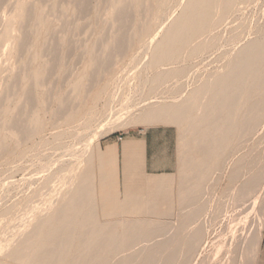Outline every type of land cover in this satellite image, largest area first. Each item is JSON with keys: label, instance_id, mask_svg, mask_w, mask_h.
<instances>
[{"label": "bare ground", "instance_id": "obj_1", "mask_svg": "<svg viewBox=\"0 0 264 264\" xmlns=\"http://www.w3.org/2000/svg\"><path fill=\"white\" fill-rule=\"evenodd\" d=\"M79 1L81 3L83 0ZM134 1L113 0L109 13H116L117 17L112 18V28L120 29L124 25L123 22L126 20L127 8ZM250 1L150 0L149 2V0H146L144 19L135 25V28L140 32L131 35L130 39L132 41L128 45V48L129 46L132 47L135 43L134 41L138 40V50L129 57L126 66L104 77L103 74L107 72L108 66L119 62L116 55L118 52L122 54L123 47L120 50L118 47L124 46L125 48L127 40L122 45L125 35L123 37L120 35V37L115 32H106V34L95 38L96 41L98 40L97 43L102 41V44L99 52H95L94 44L91 46L90 51L86 52L89 56L91 71L89 73L82 71V73H76L73 77L69 78V91L67 90V92L59 94L57 97L56 103L58 106L54 110L50 121L52 127L51 139H43L46 124L43 120L40 121L38 116L33 112V105L31 103L32 101L34 102L35 98L33 99V96L31 98L29 96L30 92L33 93V91L28 90V94L26 92L29 98L22 95L17 98L16 106L12 113V120L16 121V126H9L5 123L6 127H4L16 139L17 145H21V143H25L28 140L33 141L31 146L25 147L28 146L25 145L22 148L17 156L18 161L13 164L11 163L12 166L4 170L5 172L2 173V178H0V186L5 184L8 187L13 184L12 172L25 166L24 159L26 157H31V161L25 169V173L30 176L31 181L29 182V179L28 181L26 180L29 184L23 186L25 178L23 179V185L20 184L23 186L22 191L18 190L21 189L20 186V188H17L19 183H15L16 186H14L19 191V194L21 193L20 202L14 207L7 208L0 214V226L2 229L4 228L3 233L0 234V253L3 251V253H6L12 241L18 243L19 246L17 245V247L19 249H30L33 247L32 241L34 237L39 235L38 228L23 231L24 227H39L46 220L56 226L58 233L47 237L52 243L45 244L44 248L43 244L40 247L36 245L38 249L37 258L42 260L45 256L50 255L52 258L46 259L45 264L65 263V256L70 251L69 247L73 241V234L77 231L80 218L81 221L86 222L84 216H79V212L85 207L84 204L87 197L91 196L94 189H96L95 175L92 173L93 168H95V143L107 132L122 127L125 124L172 119L173 122L184 126L185 132L190 131L189 139L197 145V151L202 154V159L200 163L190 161L192 162L190 166L193 173L184 178L188 184L186 186L188 193L187 205L189 206L191 201L199 200L205 196L208 191V186L205 183L206 177L215 169L219 170L216 171L217 173L220 172L223 165L225 163L228 164L225 161V157L228 156L226 155L228 149L224 146V143L231 137L232 144L235 145L233 139L238 136V131L244 126L245 122L242 119L243 110L249 107L264 110V99L256 95V91L264 85V28L263 30L254 29L252 31L253 34L250 35L248 40L246 38L247 42L240 44V41L245 37L244 35L247 32L249 33L251 25L248 28L245 25L246 20L238 17L239 15L228 16ZM256 1L257 3L259 2L258 0ZM15 4L14 10L4 16V25L0 32V70L5 65H9V54L18 43L16 42L17 38L15 35L24 32L21 28L19 30L15 29L13 26L14 20L27 19L32 16L33 12L32 6L26 5L25 2L18 1ZM77 5L79 7L80 4L78 3ZM254 5L257 6V4ZM256 8L258 9L259 6ZM262 15L263 17L261 16V18H264V12ZM160 16L167 18V21L159 23ZM131 18L132 16L129 18L130 21L133 20ZM36 21L35 25L37 26L40 22L39 18H36ZM73 22L74 20L70 24ZM28 24L26 21L25 27L28 28ZM155 25H158L156 30L153 28ZM64 26L66 28V25L60 22L59 26L57 28L54 27L53 30L60 32ZM259 26L261 27V24ZM46 31L49 32V28H46ZM53 40L55 41V37H53ZM43 41L46 44L49 40L44 39ZM56 45L55 47L59 46ZM96 45L100 46V44ZM44 49L42 52L43 59L45 62L50 63L51 59L54 60L56 58L57 52L53 58V55H45ZM116 49L118 51H115ZM124 53L123 59L127 55V52ZM215 53H219L221 56L220 62L218 61L219 64L212 68L200 70V66H203L204 63L210 60ZM81 56L79 55V57ZM190 60H193L195 65L191 64ZM201 60L204 61L202 62ZM120 62H123V60L121 59ZM29 63L27 66H29ZM52 64H55V61ZM111 66L109 67L111 68ZM49 67H45L42 72H39L38 69L30 71L29 83L31 87L29 89L44 84L43 82L51 74ZM141 70H144V74H141ZM98 72H101L103 78L102 76L101 78L96 76V74H99ZM18 74L13 77H16ZM0 76H2V72H0ZM63 77L65 78L66 75H63ZM16 78L17 80L20 79L19 76ZM17 80H15V84L12 83V86L17 85ZM61 81L64 82L63 80ZM196 84L204 85L205 87H196ZM186 86L191 87L192 92L184 96L178 90ZM50 90L53 91V89ZM82 90H85V93H90L94 90V99L103 91L109 90L108 103L103 107L104 109L102 108L101 112H96L92 105L87 106L77 100L73 104L68 103L71 98H77ZM13 92L14 89H12L11 93ZM48 94L49 91L47 94L45 93V96ZM0 99H2V95ZM51 99L50 97L48 101H51ZM25 103L28 106H25ZM48 103L46 101V104ZM50 105L46 107L49 108ZM22 114L25 116L19 121ZM261 117L260 115L259 118ZM208 133L212 134L210 137L205 138ZM35 136H38L39 140L34 141ZM79 143H83V151L78 148ZM80 151L81 153H79ZM214 156H218V158L214 159ZM233 156L235 155L233 154ZM183 160L184 162L189 161L188 157H185ZM84 162L88 174L83 179L82 184L80 187L73 185L74 187L71 190L65 191L64 185L71 182L75 183L78 178L76 174L78 175L81 163ZM256 179V175L251 176L245 181L244 187ZM47 180L48 183L46 182ZM210 180H213V178ZM19 181L22 183L21 179ZM169 181L172 182L171 175ZM199 183L204 184V187L201 189L200 197L196 198V195H193V190L195 188L194 185ZM210 183L212 182L210 181ZM5 189L0 192V206L10 197L2 195ZM231 190L228 189L227 191L226 189V192ZM63 198L66 201L56 207L57 202ZM169 198V215L177 217L182 213V208L174 209L173 203L176 195L173 188ZM201 200H199L198 204ZM92 206L94 208V219H97L100 212L99 206H97V202ZM73 207L77 209L70 215V209ZM19 210L20 216L18 222L13 224L14 213ZM51 210H54L53 216H49ZM174 224H177V222L174 221ZM154 225L156 226L153 229L147 230L146 227L139 225L135 220H128L126 222L121 219H114L107 225L106 240L101 243L100 247L98 246L99 248L95 246L98 243L97 241H89L84 249H77L80 252L79 255L69 259L66 264H104L102 261L103 257L89 254L97 253L99 250L107 252L116 248L114 246L121 243L124 235L128 233L134 234L130 239V244H134L139 239L146 237L143 240L148 241L146 243L147 247L151 246L153 251H156L158 248L159 250L163 249L162 251L157 250V253L153 252L146 262L135 260L140 255H133L130 258L131 262L129 261L128 263L150 264L154 258L158 257V251L159 256H161V252L167 249L168 241L174 239L176 229V227H172L169 230L160 231L157 224L154 223ZM14 226L19 227L18 229H21L23 232L17 233L16 230L18 229H12ZM200 230L199 227H195L194 230H190L191 235L200 233ZM93 233H97V230H94ZM78 243L82 244L83 241L79 239ZM26 254H29V250L24 251L17 258H22ZM111 264L127 263L117 262Z\"/></svg>", "mask_w": 264, "mask_h": 264}, {"label": "rangeland", "instance_id": "obj_2", "mask_svg": "<svg viewBox=\"0 0 264 264\" xmlns=\"http://www.w3.org/2000/svg\"><path fill=\"white\" fill-rule=\"evenodd\" d=\"M18 1L25 2L26 5L32 6L33 12L32 16L27 19L24 18L23 20H14L13 26L15 27V29L19 30V28H21V30H24V32L15 35L17 38L16 42L18 43L9 54V65H5V67L0 70L3 76H0V97L2 95V99H0V178H2V173L5 172L4 170L12 166L11 163L13 164L14 162L18 161L17 156L19 155V152L22 150V148H24L25 145H28L25 147L31 146V143L33 141L28 140L25 143H21V145H17L16 139L5 129V123L9 126H16V121L12 120V113L14 111V107L16 106L17 98L20 95H22L23 97H28V95H26V92L28 94V90L33 91V93L30 92L29 94L30 98L32 96L33 99L35 98V103L32 101L33 99L30 100L32 101L31 104L33 105V112L38 116L40 121L43 120V122L46 124L43 139H51L52 127L50 125V121L53 117L54 110L58 106L56 103L57 97L59 94L65 93L67 92V90L69 91V78L73 77L76 73H82V71H85L86 73H89L91 71V66H89V56L88 54H86V52L90 51V48L93 44L95 52H99L102 44V41H99L97 43L98 40L96 41L95 38L101 36L102 34H106V32H115L122 37L123 35H125L123 37L125 39L122 45H124L125 40H127V42H125V45L127 43V46L125 48L124 46L118 47L119 50L123 47V51L127 52V55L123 59V55H125V53L123 51H121L122 54L118 52L119 55H122H116V58L119 62L112 66L109 65L111 66V68L108 66L107 72L103 74L104 77L107 74L111 72H117L121 67L126 66L127 62L129 61V57H131V55L138 50V40L134 41L135 43L132 47L129 46L128 48V45L132 41L130 39L131 35L140 32L135 28V25L143 21L144 19V7L146 2V0H135L134 2H132V4H129L130 7L127 8L126 20H124L123 22L124 25H122L120 29H116L111 27V21L113 20L112 18L117 17V14L109 13L113 0H83L81 3L79 0H73V2L72 0H0V32L4 25V16L14 10V7L16 5L15 3H18ZM258 1L259 2L257 3L256 0H251L250 2L244 4L245 7L244 5H242L237 11L228 15L229 17H233L232 15L234 14V16L239 15L238 17H242L244 18V20H246L245 25L248 28H250L251 25L249 33L247 32V34L244 35L245 37L242 39V41H240V44H244L245 42H247L250 35L253 34L252 31L254 29L258 28L260 30H263L264 28V18H261V16L263 17L262 13L264 12V2L263 0ZM78 3L80 4L79 7L81 9L77 5ZM254 4H257L259 8L257 9V6H255ZM142 7L143 9H141ZM58 10L60 11V13ZM130 16H132L131 19H133L131 21L129 20ZM36 18H39L40 21L37 26L35 25V23L37 22ZM159 18V23L161 21H167V18L163 16H160ZM73 20L74 24H70V22ZM26 21L27 24L29 23L28 28L25 27ZM60 22H63V25H66V28L65 26L63 28V30L65 29L66 31L62 30L58 32L53 30L54 27L57 28L59 26ZM259 24H261V27L259 26ZM46 28H49V32L46 31ZM153 28H155L156 30V28H158V25L153 26ZM56 33L58 37L56 36ZM53 37H55L56 42L53 40ZM44 39H46L47 41H51H48L49 45L48 42L44 44ZM94 41L96 42L94 43ZM53 43H56L59 46ZM96 44H100V46H97ZM55 45L58 46L60 50L58 49V47H55ZM83 48L85 49V51ZM43 49L45 55H53V58L54 54H56L57 52L58 58L55 55L56 58L54 60L51 59L49 61L50 63L45 62L42 56ZM118 49H116L115 51H118ZM77 54H79L81 57H79V55L77 56ZM220 57L221 56L219 53L213 54L210 60L204 63L203 66H200V70L216 66L220 62ZM121 59L123 60V62H120ZM52 61H55V64H52ZM190 61L191 64L195 65L193 60ZM201 61L203 62L204 60ZM28 63L29 66H27ZM49 65L51 68L53 67V65L54 67L56 65V67H53L51 70ZM47 66L50 69V77L46 78V81H44V84H41V86L29 89L31 87L29 83L30 71L38 69L39 72H42ZM98 73L99 74H96V76H98V78H101V72ZM16 74H18L16 77L19 76V80H17L16 77H13ZM141 74H144V70H141ZM63 75H66V77L64 78ZM13 79L14 81L11 82V80ZM15 80H17L16 86L19 87V89L17 87L18 90L16 89L15 85L12 86V83H16ZM61 80H63L64 82H62ZM198 86L205 87L204 85L201 86L196 84V87ZM12 89H14L13 93H11ZM50 89H53V91H51ZM46 91H49V94L46 95L47 97L45 96V93L47 94ZM85 92V90H82L77 98H71L68 103L73 104L77 100L81 104H85L87 106L92 105L95 109L94 111L101 112L104 109L103 107L108 103L109 90L103 91L95 99L93 98L94 90H92L90 93ZM178 92L186 96L192 92V88L186 86L185 88L178 90ZM256 95L264 99V85L261 89H258L256 91ZM50 97L52 99L51 101H48ZM46 101L51 105L49 103L46 104ZM26 105L28 106L27 103H25V106ZM47 105H50L49 108H47ZM263 111L252 109L251 107L243 110L242 119H244L245 122L244 126H242L243 128L241 127L239 129L238 136L233 139V141H235V145L232 144L231 137L224 143V146L228 149L226 154L228 156L225 157V161H227L228 164L225 163L223 165L224 169L222 167L220 169V172H218L219 174L216 172L219 171L218 169H215L213 172L209 173V175L206 177L205 182L206 186H208V191L206 192L205 196L199 199H202L199 204V200L191 201L189 204L190 207L187 205L188 193L186 191V186L188 184L185 182L184 178L185 176L193 173L190 166L192 162L190 161L200 163L202 159V154L197 151V145L189 139L190 131L185 132L184 126L173 122L172 119H166L164 121H149L145 123L125 124L122 127L113 129V131H109L106 134L104 133L105 135L101 136L95 143V150L99 141L102 148H105L106 143L115 142L118 144L115 166L117 169L116 183L118 185L119 191H123L121 183L123 179L124 167L120 151V141L123 140L125 136L142 133L146 130L155 132L158 131L160 133L165 131L170 137L172 148H174V165L172 170L168 171L167 173L146 174L137 162L134 163L135 177L137 178V180L142 181L148 175H152L148 176L149 182L147 183V196L146 198L143 197V202L148 205V209L145 211L143 216H127L113 219H104L100 216V214H98L97 219H94V208L92 206L96 202V189H94L93 194L87 197L84 204L85 207L79 212V216H84L86 222L81 221L80 218V223L77 226V231L73 234V241L69 247L70 251L65 256L64 264H66L69 259L78 256L80 252L77 249H84L89 241H97L98 243L95 246L99 248L101 246V243L106 240L105 233L107 225L110 224L114 219H121L122 221L126 222L128 220H135L139 225L146 227L147 230L153 229L156 226L154 225V223L157 224L160 231H165L169 230L172 227H176L175 237L174 239L168 241L167 249L161 252V256H159V251H162L163 249H156V251L159 250L158 255L156 254L158 257L154 258L150 264H264ZM260 115L262 116L261 118H259ZM24 116L25 115L22 114L19 121H21ZM221 116H223V114H221ZM211 134L212 133H208L205 138L210 137ZM35 138L34 141L39 140L38 136H35ZM79 144L78 148L82 150L84 145L83 143ZM3 149H5V151H3ZM79 153H81V151ZM233 154L236 157L233 156ZM185 157H188V162H184L183 159ZM217 158L218 156H214V159ZM30 161L31 157H26L24 159L25 166L12 172L13 184L8 186L9 188L5 184H2V187L0 186V192L1 190L5 189V187H7L3 191L4 194L2 192V195L10 196L0 206V214L2 213V211L6 210L7 208L14 207L15 205H17V203L20 202L21 193L19 194V191H22L23 186L29 184L27 182L28 179L29 182L31 181L30 176L25 173L26 166L28 167ZM92 173H94L95 175V168H93ZM87 174L88 173L87 169L85 168V162L81 163V168L78 172V175L76 174V176L78 177L77 180L75 181V183H66L64 185V190H71L74 186L80 187L83 179ZM170 175L172 176V182L169 181ZM254 175L257 176V179L255 181H251V183H248L247 186L244 187L246 183L245 181ZM211 177L213 178V180H210L212 179ZM20 179L22 180V183L19 181ZM23 179L25 180V182ZM209 180L212 183H210ZM46 182L48 183V180ZM15 183H19L17 186V188L19 186L21 187V189H18L19 191L15 187ZM208 183L210 184L208 185ZM20 184H22L23 186H21ZM171 186L176 195V199L173 203L174 209L176 210L178 208H182V213L177 217L169 215V196L172 190ZM194 187L195 188L193 190V195H196V198H199L201 195V189H203L204 184L199 183L194 185ZM10 189L12 192L10 191ZM226 189L227 191L228 189H232L233 191L231 190L232 193L231 191H229V193L226 192ZM65 201V198L60 199L57 202L56 207L62 205ZM76 209L77 208L75 207L71 208L69 214L72 215L76 211ZM15 213L13 224H16L18 222L20 210L15 211ZM53 215L54 210H51L49 212V216ZM174 221L177 222V224H174L175 226L173 225ZM195 227H199L201 229L200 233H194L193 235H191L190 230H194ZM18 228L19 227L14 226L12 229L16 230ZM34 228H38L39 235L37 237H34L32 241L33 247H31L30 249H19L17 247L18 243L12 241L10 247H8V249L6 250L7 252L3 253V251L2 253H0L1 264H45L46 259L52 258V256L50 255L45 256L44 258H42V260L37 258L38 249L36 248V245H39L40 247L43 244L44 248L45 244H51L52 242H50L47 237L58 233L56 226L52 222H47L45 220L39 227H24L23 231H28ZM87 229L88 231L86 232ZM3 230L4 228L2 229L0 226V234L3 233ZM94 230H97V233H93ZM16 231L17 233L23 232L21 229H18ZM133 236L134 234H125L122 242L114 246L116 248L111 249L107 252L99 250L97 253H91L89 255L103 257L102 261L104 264L117 262L128 264L129 261L131 262L130 258L133 255H140L135 258V260L139 262H146L148 260V257L156 251H153L151 246H146V243L148 241L143 240V238L146 237L139 239L134 244H130V239ZM79 239L83 241L82 244L78 243ZM27 250H29V254H26L22 258H17V256L21 255L22 253H24V251Z\"/></svg>", "mask_w": 264, "mask_h": 264}, {"label": "crops", "instance_id": "obj_3", "mask_svg": "<svg viewBox=\"0 0 264 264\" xmlns=\"http://www.w3.org/2000/svg\"><path fill=\"white\" fill-rule=\"evenodd\" d=\"M122 156L123 191H119L116 183V156L115 142L106 143L102 148L100 141L97 143L94 165L96 202L102 218H120L127 216H143L148 205L143 202L146 198L148 175L144 180L135 177V162L147 174H161L172 170L174 165V148L168 134L146 130L125 136L120 141Z\"/></svg>", "mask_w": 264, "mask_h": 264}]
</instances>
